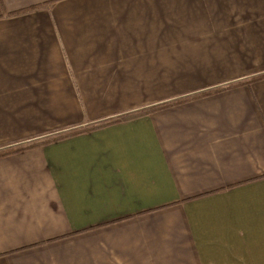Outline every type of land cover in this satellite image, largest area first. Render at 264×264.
I'll return each instance as SVG.
<instances>
[{
    "label": "crops",
    "instance_id": "1",
    "mask_svg": "<svg viewBox=\"0 0 264 264\" xmlns=\"http://www.w3.org/2000/svg\"><path fill=\"white\" fill-rule=\"evenodd\" d=\"M261 73L264 0H0V148ZM0 264H264V79L0 158Z\"/></svg>",
    "mask_w": 264,
    "mask_h": 264
},
{
    "label": "trees",
    "instance_id": "2",
    "mask_svg": "<svg viewBox=\"0 0 264 264\" xmlns=\"http://www.w3.org/2000/svg\"><path fill=\"white\" fill-rule=\"evenodd\" d=\"M34 9H37V7L30 8V9L26 10V12L30 11V10H34ZM18 13H21V12H18ZM262 79H264V73L255 74V75L248 76V77L241 79L237 84H230L227 86L213 88V89H210L208 91L193 94L191 96L180 97V98L173 99L171 101H167V102H164L161 104H156V105L145 107V108H142V109H139L136 111L127 112V113H125V114H123L117 118H108V119H104V120L92 123L84 129L83 128H74L71 130H65L62 132H58L56 134H52V135L46 137L45 139H39L36 141H31L29 143L16 144L14 146H10L7 148H0V158L19 154V153L24 152V151H29V150H32V149H35V148H38L41 146H45V145H48L51 143L59 142L61 140L67 139V138H71V137H74V136H77V135H80L83 133H88V132H91L93 130L102 129L104 127L114 125L117 123L133 121V120L151 115L152 113H155L157 111L169 109L171 107H174V106L182 104V103H187V102H191L194 100H198V99H201V98H204L207 96L214 95L218 92H222V91H226V90L235 88L238 85H246V84H249L253 81L262 80Z\"/></svg>",
    "mask_w": 264,
    "mask_h": 264
}]
</instances>
